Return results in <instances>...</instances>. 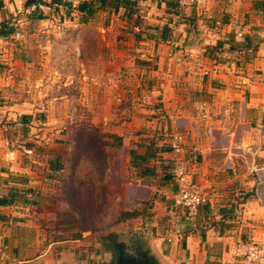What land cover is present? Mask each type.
<instances>
[{"label": "crops", "instance_id": "0c3cea01", "mask_svg": "<svg viewBox=\"0 0 264 264\" xmlns=\"http://www.w3.org/2000/svg\"><path fill=\"white\" fill-rule=\"evenodd\" d=\"M129 1L135 3L131 12L118 6L87 13L108 25L100 27L103 36H110L106 60L96 57V63L105 62L110 69L107 91L114 93L113 72L120 69L123 97L129 100L125 115L106 119L102 130L112 151L108 186L120 190L124 222L141 216L150 220L141 227L142 235L121 227L118 239L111 241L140 239V245L150 246L156 264H248L233 247L239 241L264 242L261 0H203L198 7H182L178 0ZM15 2L4 0L0 6V26L14 28L0 43V110L11 122L6 127L4 120L5 130L0 124V199L8 200L0 202V264H83L84 257L86 262L97 260L103 251L107 258L112 252L103 243L106 235L99 236L102 241L87 235L51 240L41 252L35 247L37 235L30 239V209L48 205L45 189L51 184L64 182L69 188L70 179L62 172L70 156L46 149V144L54 147L56 137L42 146L30 142L33 122L41 129L63 131L59 123L48 121L54 113L21 111L20 103L6 97L11 66L19 61V52L30 50L8 46L19 30L12 17ZM247 36L245 46L241 42ZM114 98L111 95V101ZM78 110L76 105L75 116L82 114ZM62 113L67 116L65 108ZM2 131H7V139H1ZM9 133L18 135L17 140L9 141ZM175 133L184 136L179 154L166 143ZM63 136L72 139L70 133ZM20 138L26 140L16 145ZM177 157L210 198L196 217L175 203L178 185L172 167Z\"/></svg>", "mask_w": 264, "mask_h": 264}, {"label": "rangeland", "instance_id": "374dc122", "mask_svg": "<svg viewBox=\"0 0 264 264\" xmlns=\"http://www.w3.org/2000/svg\"><path fill=\"white\" fill-rule=\"evenodd\" d=\"M10 1H17L14 4L16 14H12V17L19 23L18 27L22 35L19 39L10 37L8 46H18L21 47L20 49L29 46L30 50L19 52L17 57L19 61L11 66L12 69L6 78L9 89L6 97L20 103L21 111L30 109L33 114L40 111H46L48 115L54 113L48 121L59 123L63 131L59 133L56 129H41L36 127L39 122H33L31 125L35 126L29 137L30 142L42 146L49 138L56 137L58 141H50L55 143L54 147L51 146L52 143L46 144V149L70 156L62 172L63 178L66 176L70 179L67 181L70 186L66 189L64 182L61 185L58 182L51 184L50 190L45 189L49 193L48 205L35 207L36 210L30 209V239L40 241L35 247L41 252L51 240L87 235L86 237L96 236L102 241L100 235H107L108 232L117 233L121 227L130 234L138 231V237L142 231L141 227H145L150 220L147 221L141 216V219L124 222L120 210L123 201L117 195L120 190L111 189L108 186L110 182H107L113 161L110 158L112 155V151L109 150L110 144L108 140L103 139L102 135L105 132L102 130L106 119H113L114 115H116L114 119L125 115L123 111L129 101L123 97V71L114 70L115 90L110 94L107 91V82L109 84L111 82L110 69H107L105 62L96 63V57L106 60L108 47L106 40L110 36H103L100 27L108 25L104 18L95 19L96 17L88 15L81 9L69 10L67 4L49 13L38 12L27 15V0ZM113 39L116 37L113 36ZM115 42L116 45H120L117 40ZM111 95L115 97L113 101L110 99ZM80 96L87 97V100L78 101L77 98ZM78 102L80 104H77ZM76 105L81 115H74ZM64 108L67 110L65 117L62 113ZM4 120L9 121L8 114L0 110V124L5 130ZM9 124L11 122L4 125L7 127ZM78 124L83 125L84 128L78 130L76 127ZM66 133H70L71 140L64 139L63 134ZM7 134V131H2L1 139H7ZM9 134V141L15 138L17 140L18 135L14 137L13 133ZM24 140L26 139L15 143L17 145ZM11 146L8 145L9 148ZM18 153L26 157L24 152ZM80 173L82 176H79ZM33 234L37 236L31 238ZM139 241L140 239L132 238L123 240V244H120L121 248L133 253L129 264H156L154 262L156 256L151 253L150 246L140 245ZM257 242L264 244L261 241ZM103 243L109 245L111 256L108 254L106 258L103 251L102 256L97 257V260L93 257L86 262L87 258L84 257L83 264L109 262L118 264L117 249L113 242L105 239ZM56 253L57 251L54 255ZM140 255L143 259H139L138 262L137 256ZM58 263L55 260V264Z\"/></svg>", "mask_w": 264, "mask_h": 264}, {"label": "built area", "instance_id": "2783aa9c", "mask_svg": "<svg viewBox=\"0 0 264 264\" xmlns=\"http://www.w3.org/2000/svg\"><path fill=\"white\" fill-rule=\"evenodd\" d=\"M96 0H37L26 8L28 15L32 13H49L55 9L61 8L62 5H69L71 10L80 9L85 2H94ZM180 5L198 7L203 0H178ZM3 30L6 27L0 26V43L5 40ZM242 33H239L241 35ZM22 32L16 30L13 36L20 38ZM11 36V35H9ZM167 143L170 144L176 153L183 151L184 136L181 133L170 134ZM172 178L178 185L175 203L185 209L190 217H196L200 207L210 202L209 196L202 192L198 184L194 181L191 172L185 165L184 161L177 157L172 167ZM236 256L244 259L249 264H264V244L257 241H239L233 247Z\"/></svg>", "mask_w": 264, "mask_h": 264}, {"label": "trees", "instance_id": "16d2710c", "mask_svg": "<svg viewBox=\"0 0 264 264\" xmlns=\"http://www.w3.org/2000/svg\"><path fill=\"white\" fill-rule=\"evenodd\" d=\"M4 3V0H0V6H2ZM135 3H132L129 0H96L94 2H85L80 6V9L84 12H87L88 14H93L96 10L100 9V8H106V7H118V6H124L127 8H130V12L133 11V5ZM257 7H263L264 8V0L258 1V5ZM6 27V30H3V36L6 40V38L9 37V34L11 31L14 30V28L9 25L8 23H4V26ZM246 41H248L249 43V37L247 36L243 42H241V44L247 46ZM235 48V47H232ZM27 117H30L31 119V115H27ZM167 143V142H166ZM168 144V143H167ZM0 202H2L3 204L7 203L8 200H4V199H0ZM108 264H112L111 262H109Z\"/></svg>", "mask_w": 264, "mask_h": 264}, {"label": "flooded vegetation", "instance_id": "af4514ba", "mask_svg": "<svg viewBox=\"0 0 264 264\" xmlns=\"http://www.w3.org/2000/svg\"><path fill=\"white\" fill-rule=\"evenodd\" d=\"M123 244L122 242H117V243H114L115 245V249H117V255H119L121 253L122 255V263L123 264V261H124V264H129L130 263V259L133 258V253H130L128 252L127 250H125L124 248H121L122 246L121 245ZM143 259V256L140 255V256H137V259H138V262L140 261L139 259Z\"/></svg>", "mask_w": 264, "mask_h": 264}, {"label": "water", "instance_id": "95a60500", "mask_svg": "<svg viewBox=\"0 0 264 264\" xmlns=\"http://www.w3.org/2000/svg\"><path fill=\"white\" fill-rule=\"evenodd\" d=\"M37 0H27L26 6H30L32 3H35ZM107 239H110L112 241H116L118 239V234L114 232H109L106 236ZM122 262V255L121 253L118 255V264H121Z\"/></svg>", "mask_w": 264, "mask_h": 264}]
</instances>
